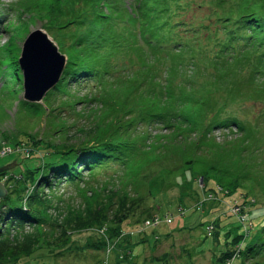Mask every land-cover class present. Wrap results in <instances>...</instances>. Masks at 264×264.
<instances>
[{
    "label": "trees",
    "instance_id": "1",
    "mask_svg": "<svg viewBox=\"0 0 264 264\" xmlns=\"http://www.w3.org/2000/svg\"><path fill=\"white\" fill-rule=\"evenodd\" d=\"M129 1L17 5L44 22L67 56L60 81L44 100L71 85L83 84L89 93L66 97L68 108L84 105L76 116L85 124L74 135L68 134L70 126L57 132L60 144L25 135L30 144L55 150L48 162L25 174L0 173L6 190L0 200V264H16L43 249L60 255L74 234H95L101 227L113 239L130 216L149 219L153 214L145 203L154 198L155 183L147 182L157 172L183 170L191 177L199 165L195 182L209 191L210 184L224 189V200L235 208L264 197V0ZM9 66L18 72L15 59ZM231 128L238 132L235 139L219 144L211 135ZM104 174L112 175L97 185ZM52 180L76 186L82 202L58 205L64 201L60 196L43 191ZM262 214L248 213V220L256 215L264 222ZM218 228L213 225L216 238ZM252 230L226 232L230 249L220 260L236 247L243 260L259 259L264 241L243 246ZM89 240L87 250L105 248L103 238ZM129 244L126 238L118 243L121 260L131 258ZM154 261L167 264L168 254L149 259Z\"/></svg>",
    "mask_w": 264,
    "mask_h": 264
},
{
    "label": "rangeland",
    "instance_id": "2",
    "mask_svg": "<svg viewBox=\"0 0 264 264\" xmlns=\"http://www.w3.org/2000/svg\"><path fill=\"white\" fill-rule=\"evenodd\" d=\"M23 1L0 0V167L12 163L16 158L17 164L10 167L9 170L17 175L25 174L27 170H33L42 165L44 161L48 162L55 152L51 149L45 150L44 145H40V147L39 145L30 144L25 135H29L35 140L42 138L43 144L48 142L49 144H60V133L57 132L62 127L67 128L70 126L68 134L74 135L75 128L85 124L84 118L79 119L76 116V113L83 111L84 105L74 106V109L68 108L69 101L66 100V97L69 99L72 96L76 97L71 93L74 91L78 96L89 93L88 89L85 88L87 86L83 84L81 86L71 85L65 93H55L53 96H48L50 97L48 100L43 99V106H31L22 100L21 73L19 71L13 72L9 62L11 58L17 62L22 41L29 31L39 28L45 29L44 22L33 20L32 15L35 14L34 12L32 14L21 13L23 9L17 5ZM36 1L40 3L43 0ZM129 2V0H125V5H128ZM48 31L50 33V30ZM88 85L90 87L92 83ZM56 105L57 107L54 108ZM91 108L94 109L95 106L93 105ZM87 109L85 108V110ZM237 133L235 129H232L231 132L227 129H216L211 135L220 144L224 140L235 139ZM71 139L76 138L72 137ZM28 155L29 157H26ZM194 170L191 177L190 174L183 173V170L176 171L173 175L157 172L152 180L147 182L148 186L155 183L152 188L154 198H150L145 203V206L151 208V214L154 215L155 213L160 217H163L166 213L174 215L177 213V207L181 205L184 209V216H175L174 222L172 221L170 226L168 223L163 222L157 228L146 230L144 234L137 233V229L147 217L140 216V222H137L138 215L130 216L122 226L123 232L134 233L131 235V240H129V246L125 247H128L131 251L130 259L121 260L123 252L118 251L117 245L123 241V238L119 235L111 239L116 241L115 244L110 246L115 251H111L109 254H103L107 250L106 245L102 250H87L84 247L89 239L92 241H97L98 238L109 239L107 237L108 230L106 227H101L99 229L107 230L103 236L90 231L74 234L71 237L69 248L61 251L60 255L43 249L20 259L16 264H118V262L120 264H151L149 262L150 258L161 256L164 253L168 254L167 264H251L255 260L264 262V249L259 251L261 256L259 259L255 257V259L245 258L243 260L240 255L235 257L229 255L220 260L219 257L222 256V253L230 249V247L226 249L224 245L226 232L230 230L233 235H243L246 224L237 221L235 214H229L225 203L201 202L204 201L203 195L208 188L205 187L203 190L201 189L202 186L195 182L201 167L197 165ZM85 175L86 173L82 174V176ZM109 175L112 174L100 176L95 181L96 184L99 185V183L108 181ZM200 179L202 181V178ZM0 182L4 185V180ZM51 185V189L46 186L43 191L46 194L60 196L64 201L58 205L63 207L75 205L76 207L82 202L80 195H76V186L64 182L59 184L55 180H52ZM212 186L216 187V185L210 184L209 188ZM213 187L211 189L214 190ZM220 191L225 190L221 188ZM238 193H241V191H238ZM238 196L240 195L237 194L234 198H238ZM237 198L232 199V201H237ZM249 200L250 205L247 206L246 202L244 207V209H248L249 214L264 210V205L261 204L264 202V197L259 198L257 196L255 199L249 198ZM196 202L199 208H195ZM145 206L143 205V209ZM143 209L140 208L136 213L138 214ZM263 216L264 214H262ZM255 217L254 219L251 218V223L246 226L253 225V230L243 246H253L255 243L264 241V231L261 230V225L264 222ZM209 224L219 225L220 228L216 229L219 232L217 238L214 236L215 229H210V232L207 231V225ZM28 230L26 229V231ZM89 235L91 237L86 238ZM154 263L161 264L157 261H154Z\"/></svg>",
    "mask_w": 264,
    "mask_h": 264
},
{
    "label": "water",
    "instance_id": "3",
    "mask_svg": "<svg viewBox=\"0 0 264 264\" xmlns=\"http://www.w3.org/2000/svg\"><path fill=\"white\" fill-rule=\"evenodd\" d=\"M66 60V55L59 52L55 42L43 29L31 31L22 43L18 58L23 75V100L41 103L45 94L58 83ZM15 164L16 158L12 164L0 167V173L9 170ZM5 195L6 190L0 182V199Z\"/></svg>",
    "mask_w": 264,
    "mask_h": 264
},
{
    "label": "built area",
    "instance_id": "4",
    "mask_svg": "<svg viewBox=\"0 0 264 264\" xmlns=\"http://www.w3.org/2000/svg\"><path fill=\"white\" fill-rule=\"evenodd\" d=\"M231 212L233 214H238L239 213V209L238 208H235V207H232L231 208ZM245 218V216H240V219L243 220ZM167 222H169V219H166ZM159 222L158 218H155L154 220H151V221H146L144 223V226L145 227H148V226H155L157 223Z\"/></svg>",
    "mask_w": 264,
    "mask_h": 264
}]
</instances>
